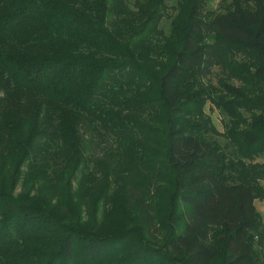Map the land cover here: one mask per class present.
Masks as SVG:
<instances>
[{
  "label": "trees",
  "instance_id": "16d2710c",
  "mask_svg": "<svg viewBox=\"0 0 264 264\" xmlns=\"http://www.w3.org/2000/svg\"><path fill=\"white\" fill-rule=\"evenodd\" d=\"M214 68L240 83L220 102L233 116L224 142L209 125L182 123L195 96L185 100L188 84ZM155 121L167 129L172 198L191 218L164 248L142 232L135 242L131 230L65 222L52 203L18 193L33 169L49 186L80 174L85 141L104 158L157 169ZM260 158L264 0H221L217 10L208 0H0V264H264ZM134 191L150 227L153 204Z\"/></svg>",
  "mask_w": 264,
  "mask_h": 264
},
{
  "label": "rangeland",
  "instance_id": "374dc122",
  "mask_svg": "<svg viewBox=\"0 0 264 264\" xmlns=\"http://www.w3.org/2000/svg\"><path fill=\"white\" fill-rule=\"evenodd\" d=\"M220 2L221 0H208V9L217 10ZM175 4L176 0H168L170 7ZM172 11L170 8L169 14ZM169 24L170 21L166 18L163 23L165 33L169 32ZM239 84L237 79L231 78L222 68H214L210 75L199 78L198 82L192 81L187 87L191 88L190 92H185V100L190 97L188 93L194 92L195 96L192 99L194 102L190 109L192 113L183 119L182 123L200 127L209 125L213 137L224 142L227 126L231 124L233 116L230 114L231 107L227 108V112L225 107L220 106V102L222 98H229L228 96L232 98L233 95L227 90L237 88ZM150 123L156 127L155 131L149 135L153 150V156L150 159L156 163L160 162L157 169H150L149 166L136 168L120 157L117 159L122 161L104 158L101 148H97L95 144L89 145V142L85 141L84 144L87 147L83 158L87 162L85 161L86 167L84 166L80 174L71 175L70 172H65L58 183L49 186L44 180L42 181L43 178L36 176L39 170L33 169L26 175L34 181L38 179L37 186L32 188L31 184L27 183L29 179L24 177L17 184L18 193L36 195L44 202L52 203L65 222L81 223L86 228L105 234L125 233L131 230L134 236L133 241H138L143 234L144 241L164 248L172 233H183L184 225L191 221L190 209L179 200L172 198L173 176L171 171L165 168L167 133L165 122ZM96 158L101 161L94 163L93 160ZM257 162H264V158L257 159ZM39 183L41 186L38 188ZM134 188H138L146 196L147 201L153 204L155 221L150 227L144 226L142 217L138 213L139 194L134 191ZM129 194L134 199L132 203L127 204L126 199ZM166 202H169L167 206ZM255 205L264 222V200L258 198ZM182 216L183 218H180ZM219 240L220 235L216 234L213 239L214 247H220Z\"/></svg>",
  "mask_w": 264,
  "mask_h": 264
}]
</instances>
